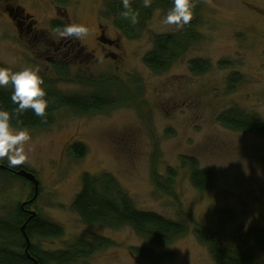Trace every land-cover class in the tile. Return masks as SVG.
Segmentation results:
<instances>
[{
  "label": "rangeland",
  "instance_id": "374dc122",
  "mask_svg": "<svg viewBox=\"0 0 264 264\" xmlns=\"http://www.w3.org/2000/svg\"><path fill=\"white\" fill-rule=\"evenodd\" d=\"M106 1L0 0L1 66L13 71L38 66L43 79L63 94L90 95L102 89L116 103L89 115L62 110L52 127L28 130L30 159L13 168L36 175L40 194L33 210L65 231L62 239L39 243L57 251L78 238L99 235L114 246L80 264H145L131 254L146 243L130 227L89 226L72 210L85 174H110L138 210L172 221H182L184 214L192 219L185 237L157 248L174 255L161 264H217L196 238L195 224L244 249L250 232H264V137L231 131L219 122L232 109L264 122V0H193L202 4L201 40L161 74L145 64L154 38L175 35L184 27L164 25L165 14L158 11L141 36L130 40L111 19L102 18ZM55 19L64 25L84 24L89 35L61 38L51 28ZM57 60L68 63L71 81L57 80ZM193 60L208 62L210 70L193 74ZM233 76L242 79L234 89L229 85ZM89 79L118 83L99 89L79 82ZM77 144L87 148L82 159L72 153ZM185 159H196L200 169L215 173L213 188L196 190ZM0 165L8 167L6 160ZM169 169L177 174L173 189L164 193L155 186L154 173L166 177ZM32 192L29 185L0 174V218L14 213ZM257 255L264 264V246Z\"/></svg>",
  "mask_w": 264,
  "mask_h": 264
},
{
  "label": "trees",
  "instance_id": "16d2710c",
  "mask_svg": "<svg viewBox=\"0 0 264 264\" xmlns=\"http://www.w3.org/2000/svg\"><path fill=\"white\" fill-rule=\"evenodd\" d=\"M66 3L68 0H54ZM193 19L184 29L175 35H161L154 38V48L146 56L145 64L154 73L161 74L169 70L173 64L182 59L189 51L190 46L200 42L198 31L201 21L202 4L193 1ZM132 11L136 14L137 22L132 23L131 18H125L122 13L126 11L123 0H107L102 11V18L111 19L115 28L130 40L138 39L146 30L148 23L156 12L162 11L165 16L173 7V0H129ZM56 7V6H55ZM57 8V7H56ZM59 10V9H58ZM60 14V13H59ZM71 21L68 15L62 16ZM64 24L55 19L51 23L52 30H63ZM79 46V51L84 48ZM78 51V50H77ZM78 56V55H76ZM210 64L202 60H193L190 70L195 75H202L210 70ZM57 80H72L71 70L66 61L57 60L54 63ZM0 68H6L0 65ZM241 78L233 76L230 87L234 89L241 82ZM45 81L46 99L49 107L44 117L34 115L32 110L23 114L14 115L12 124L16 129L44 130L56 123V114L62 110H71L79 115H89L104 112L116 105L111 96L99 88L98 85L117 84V80H85L79 81L87 86H95L101 93L90 95H67L57 90L52 81ZM121 86V85H118ZM12 90H0V108L13 112L16 105L11 102ZM111 99V100H110ZM221 125L235 132L253 133L264 137V122L257 116H251L239 109H232L222 113L219 117ZM72 153L77 158H84L87 148L84 144L72 147ZM184 164L191 166V181L196 190L206 192L213 188L216 175L213 171L200 169L196 159H185ZM8 170L0 169V174L9 175L31 187L34 198L35 187L24 178L18 177L8 166ZM18 170V171H17ZM28 171V170H27ZM167 175L160 176L154 173V184L164 193L173 189L176 171L169 169ZM31 200V199H30ZM29 200V201H30ZM32 205V204H31ZM29 206V205H27ZM18 209L5 217L0 218V264H80L97 253L114 246V242L106 237L94 235L91 238H78L64 250H45L39 243L43 240L62 239L65 231L60 226L45 219L40 213L32 217L27 211L28 207ZM72 210L81 221L89 226H101L111 230L130 227L138 237L142 238L146 246L133 248L131 254L138 261L145 264H161L166 259H172V253H161L157 248L166 247L180 238L185 237L193 223L190 217L184 214L182 221H172L153 212L140 211L136 208L128 193L122 188L117 179L110 174L93 176L85 174L82 180L81 192L72 204ZM27 225L25 233L31 241L27 252V242L23 227ZM194 234L201 244L208 247L213 260L217 264H261L257 252L264 246V232L253 230L249 234L247 248H236L225 243L220 236L202 225L195 224Z\"/></svg>",
  "mask_w": 264,
  "mask_h": 264
},
{
  "label": "clouds",
  "instance_id": "9594fccd",
  "mask_svg": "<svg viewBox=\"0 0 264 264\" xmlns=\"http://www.w3.org/2000/svg\"><path fill=\"white\" fill-rule=\"evenodd\" d=\"M123 6L126 11L122 15L125 18L130 17L135 24L137 18L129 0H123ZM145 6H148V0ZM194 7L193 0H173V7L165 16L163 24L175 25L182 29L193 19ZM89 32V27L84 24L70 23L59 31V36L81 40L87 37ZM100 59H103V56H100ZM9 85L12 88L11 102L16 108L13 112L0 108V161L6 160L9 167H15L29 161L32 148L29 131L26 128L16 129L12 124L13 116L32 110L34 115L44 117L49 101L46 99L45 81L38 66L25 67L19 71L0 68V88Z\"/></svg>",
  "mask_w": 264,
  "mask_h": 264
},
{
  "label": "water",
  "instance_id": "95a60500",
  "mask_svg": "<svg viewBox=\"0 0 264 264\" xmlns=\"http://www.w3.org/2000/svg\"><path fill=\"white\" fill-rule=\"evenodd\" d=\"M0 169L8 170L9 168L7 166L0 165ZM12 171L18 177L24 178L28 182L32 183L34 185V187H35V195H34V198L32 200H30L29 202H26V203L22 204V208H24L25 206H27L29 204H33L34 202H36L37 199H38V197H39V194H40V181L37 179L36 175L33 174V173H31V172H28L25 169H23V170H21L19 172H16L14 170H12ZM30 214L32 215V217L37 216V213L36 212H30ZM26 227H27V225H25L23 227V232L25 234V238H26V242H27V252H28V249L31 246V241H30V239L28 238V236L25 233ZM35 264H38V262H35Z\"/></svg>",
  "mask_w": 264,
  "mask_h": 264
},
{
  "label": "flooded vegetation",
  "instance_id": "af4514ba",
  "mask_svg": "<svg viewBox=\"0 0 264 264\" xmlns=\"http://www.w3.org/2000/svg\"><path fill=\"white\" fill-rule=\"evenodd\" d=\"M2 1V0H1ZM9 13H11V14H13V10L12 9H10L9 8ZM14 16V15H13ZM15 17V16H14ZM102 26L100 25L99 26V29L102 31ZM103 32V31H102ZM104 33V32H103ZM99 40H100V38H99ZM105 40H107V39H104V40H102V38H101V41H105ZM106 42V41H105ZM109 42V41H108ZM113 41H110V43H112ZM33 173V172H32ZM30 199H32L31 197L28 199V201L30 200ZM27 202V201H26ZM28 207V209H27V211L29 212V211H34L33 209H34V204H29V206H27Z\"/></svg>",
  "mask_w": 264,
  "mask_h": 264
}]
</instances>
